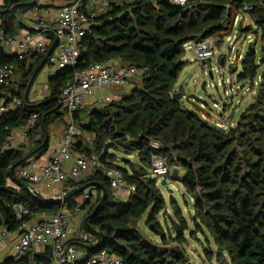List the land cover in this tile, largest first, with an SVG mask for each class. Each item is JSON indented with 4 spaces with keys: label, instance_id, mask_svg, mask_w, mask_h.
<instances>
[{
    "label": "trees",
    "instance_id": "1",
    "mask_svg": "<svg viewBox=\"0 0 264 264\" xmlns=\"http://www.w3.org/2000/svg\"><path fill=\"white\" fill-rule=\"evenodd\" d=\"M115 1L110 0L104 12L90 19L78 42L77 64L49 75V94L37 102L28 100L25 88L47 64L51 48L27 67L28 57L37 53L19 59L0 45V66L13 65L19 76L16 82L0 87V98L9 96L4 104L15 98L21 100L16 108L0 113V226L7 232L18 231L22 220L14 215L16 204L30 211L26 221L37 214L53 215L59 210L60 202H35L23 189L27 183L18 179L16 173L31 156L46 149L44 132L66 115L58 99L73 73L90 63L113 59L121 65L145 67L147 71L139 85L119 99H109L97 108L77 110L73 120L79 117L78 112H83L86 121L77 127L92 135V151L100 155L107 169L118 170L125 184L135 189L125 200L114 198L108 178L100 171L83 181H67L64 192L68 208L77 207L75 199L86 189L96 192L94 200L90 197L80 207L87 209L81 229L90 237L74 245L84 255L102 245L122 264H185L187 237L197 238L200 234L214 245V252L206 248L203 251L217 264H264V0H192L185 7L170 0ZM244 5L249 9L242 12ZM33 6L29 0H5L0 6V30L16 35L23 26L17 14ZM239 11L246 13L252 24L237 29L247 33L253 26L256 30L240 60L237 80L259 77V82L254 101L233 126L224 129L211 125L172 95L185 66L182 44L188 40L198 43L226 31L229 35L234 14ZM32 114L37 115V120L27 135L40 131V137L27 152L22 147H9L12 131L24 127ZM152 141L161 145L159 153L169 165L184 171L179 182L191 199L192 228L173 198L165 202L156 178L151 176ZM74 150L88 152L80 140ZM116 152L135 154L137 163L123 159L125 165H117ZM167 205L171 215L165 234L157 218ZM143 216L162 245L146 239L135 228ZM169 242L172 246H168ZM49 262L46 249L41 254L10 256L0 264Z\"/></svg>",
    "mask_w": 264,
    "mask_h": 264
},
{
    "label": "built area",
    "instance_id": "2",
    "mask_svg": "<svg viewBox=\"0 0 264 264\" xmlns=\"http://www.w3.org/2000/svg\"><path fill=\"white\" fill-rule=\"evenodd\" d=\"M190 1L192 0H170L172 4L180 7L187 6ZM109 2L110 0H71L69 3L56 8L50 21L45 19L46 12L37 15L35 17L36 25L33 28L34 32H27L20 37H15L0 30V45L6 50L17 49L19 59L25 55L43 54L50 45V41L43 35L50 33L54 38L55 45L47 59L49 67L56 71L65 67H75L79 55L78 42L89 27L90 19L104 12ZM115 3L119 4L120 1L116 0ZM248 9L249 7L244 5L241 11L244 12ZM236 16L238 15L236 14ZM236 16L234 19L237 18ZM182 49L184 52H192L193 57L201 62L213 55V40L211 37L198 43L188 40L182 44ZM14 71L13 65L0 66V87H6L10 84ZM146 71L145 67L121 65L116 60L109 59L104 62L90 63L83 70L74 72L72 79L61 89L58 99L59 104L69 117V121L66 124L64 137L57 152L50 157L48 163L43 167L35 168L30 164L20 167L17 171L18 178L25 181L32 191V187L44 183L50 187H56L60 196L63 197L65 196L64 185L67 181H80L90 177L95 171H100L108 178V188L112 194L118 193L123 188L126 189L128 194L123 198L125 200L134 191V186L126 185L118 170L106 168L100 159V155L92 151L91 142L86 144L88 152H76L73 156L74 146L79 137V129L73 120V113L81 109L85 100L96 91H101L106 87H124L132 80H139ZM8 97L0 98V113L7 112L21 104V100L17 98L4 104ZM108 100L109 97H105L104 101L107 102ZM36 120L37 115L32 114L26 125L21 129L13 130L11 135L16 131L26 135ZM150 146L152 148L150 154L151 176L160 182L161 177L167 173L169 163L159 153L161 145L158 142L152 141ZM70 160L71 164L67 169L66 165ZM88 199L89 195L85 193L75 208L76 213L80 211V207ZM63 200L60 203H63ZM13 211L15 217L22 220L18 228L19 238L14 245L16 258L27 255L33 248H46L50 254L48 264H122L118 257L108 253L104 248L89 255H79L73 242L86 241L90 236L84 231L74 229L69 224L68 216L62 209H59L47 220L34 223H31L30 220H24L30 215V211L22 204H16ZM7 236L8 232L5 229L0 230V240H5Z\"/></svg>",
    "mask_w": 264,
    "mask_h": 264
},
{
    "label": "rangeland",
    "instance_id": "3",
    "mask_svg": "<svg viewBox=\"0 0 264 264\" xmlns=\"http://www.w3.org/2000/svg\"><path fill=\"white\" fill-rule=\"evenodd\" d=\"M39 11V8L32 7L28 10L29 14L35 15ZM236 14L238 16H236ZM234 14L237 18L232 23L233 31L228 35L227 31L222 35L214 34L211 36L213 40V55L204 61H198L193 57L192 52H183L182 61L185 62V66L179 73L175 85V93L181 95L180 101L182 104L194 110L202 119L206 120L211 125H215L220 128H227L233 126L237 121L241 112H243L250 103L254 101L257 92V85L259 77L252 81H238L237 73L240 70V60L244 55L248 45L254 40L253 26L251 31L243 33L237 28H244L251 25V20L246 13L237 12ZM25 23L33 25V22L23 19ZM237 29V30H235ZM236 31V32H235ZM49 67V66H48ZM47 66L40 73V75L34 81L32 87L29 90V94L35 93L34 97L42 98L46 95V75L50 70ZM52 70V69H51ZM262 70L260 68L259 72ZM19 79L18 73H14L11 82ZM140 80L135 79L130 81L127 85L120 88L106 87L101 91H96L92 95V99H98L107 94L110 96V100H117L123 94L129 92V90L136 85H139ZM205 83V87L202 88V84ZM105 102L99 100L86 101L83 105V110H88L91 107L97 108ZM107 103V102H106ZM81 110V109H80ZM79 117L75 121V124L80 128L82 123H85L83 112H78ZM67 121L69 117L65 116ZM61 125V121L53 123L51 128H56ZM62 127V126H61ZM13 134L11 135V137ZM10 137V138H11ZM36 137V136H35ZM9 138V140H10ZM26 136L25 140H22L19 144L15 140L9 144V147L15 148L19 145H23L22 149L27 151L32 146V140ZM86 145L92 142V135L79 129V137L77 138ZM115 163L120 166H124L123 159L137 163V157L135 154L125 155L120 152L115 153ZM176 171V175H174ZM184 171L181 168L173 165H168V170L165 176L167 185L166 187L160 186V182L156 179V185L159 187L161 194L166 203L169 202V198H173L182 210L184 217L187 219L189 228H192V222L189 218L191 210L190 197L186 194L183 186L179 182V179L183 176ZM160 179V181H161ZM168 189H171V193ZM58 190V189H57ZM125 188L121 189L118 193L112 194L116 199H123L127 195ZM54 198V196L52 197ZM65 199V196L61 197L59 192L55 194V202H60ZM67 203L64 204L66 206ZM86 209H81L79 212L85 213ZM81 214V215H82ZM171 215V209L167 205L165 212L158 215L157 221L163 228L166 234L170 222L168 216ZM146 217L143 216L139 221L135 223V228L148 240L153 243H158L159 238L145 223ZM197 238L187 237V241L184 244V255L187 259L185 264H217L214 257H207L204 254V249L215 251L214 245L211 241L207 243L204 237L200 234L196 235ZM168 246H172L169 242Z\"/></svg>",
    "mask_w": 264,
    "mask_h": 264
},
{
    "label": "crops",
    "instance_id": "4",
    "mask_svg": "<svg viewBox=\"0 0 264 264\" xmlns=\"http://www.w3.org/2000/svg\"><path fill=\"white\" fill-rule=\"evenodd\" d=\"M29 1L34 2V6L33 7H36L37 6V8H39V11L35 15L29 14L28 10L25 11V12H19L17 14V18L21 21V23L23 24V26L20 29H18L16 35H14L15 37H20V36L24 35L27 32H34L33 28L36 25V22H35L36 19H35V17L37 15H41L44 12H46L45 19L47 21H50L52 19V17H53V14H54L55 9L57 7H59V6H61V5H64V4L69 3L71 0H29ZM4 2H5V0H0V6ZM23 19L33 22V25L31 26L30 24L25 23ZM43 36L48 41H50V45H49L48 50L50 48L52 49V47L55 45L54 44V38L52 37V35L50 33H48V34H45ZM4 50L6 51V53H8L10 55H17L18 56V54H19V51L17 49H10V50L4 49ZM40 55H42V54H38L35 57H31V56L28 57V59L26 61L27 67L30 64H34V62L36 61L37 57H39ZM46 66L48 67L49 65L48 64H45L41 68L40 72L37 74V76L35 77V79L32 82H29L27 84L26 88H25V95H27V98H28V100L30 102H37V101L45 98L49 94V85H48V82H47L48 76L51 75V74H53L56 71V70H53V69L51 70L50 67H48L50 70H48L49 73L46 75V78H45V81H46V84H47L46 87H45L47 89L46 95L44 97H42V98H38V97H34L35 96V93H32L31 92L29 94V90L32 87L34 81L40 75V73L42 72V70L45 69ZM40 67L38 69H40ZM13 82H16V81H13ZM105 97H109L110 98L109 94H107V95H105L103 97L100 96V98H98V99H95V98L92 99V96H90V97H88L85 100L84 104L86 103V101L88 102L90 100H99V101L105 102L104 101ZM63 110H64V108H63ZM65 116H67V115H65ZM65 116L61 120V125H59V127L51 128V125L53 123L58 122V121H54L53 123H51L47 127L46 132H44V140H43V144H46L47 143V147H46L45 150H42V151L36 153L35 155L31 156L27 160V164L28 165L30 164L31 166H33L35 168L43 167V166H45L48 163L50 157L57 152L58 147H59V144H60V142L62 141V139L64 137L65 127H66V124L68 122L67 121V118H65ZM41 134H40V131H36L35 133H32L31 136H28L27 134L26 135H22L19 131H16L13 134V136L10 138V140L8 142L10 144L12 142V140H15L19 144L22 140H25L26 136L29 137V138H34V140H37L40 137ZM34 140H32V146H31V148L33 147V141ZM82 145H84V144L82 143ZM22 146L23 145H19L18 147H15V148H20ZM27 151H24V152H27ZM76 152L77 151L73 150V156H74V154ZM73 156H72V159L74 158ZM71 160L67 162V165H66L67 166V169L69 168V166L71 164ZM16 176H17V173H16ZM17 178H18V176H17ZM88 178L89 177H86V178L82 179V181L83 180H86ZM32 189H33L35 195L41 201H46V200L54 201L55 194H56V192H58V190H57L56 187H50V186H48L47 184H44V183H41L39 185H36V186L32 187ZM85 193H87L89 195V198L91 197V201L94 200L95 197H96L95 190L86 189L84 191L83 195ZM83 195H81V196H79L78 198L75 199V203L76 204H79V202L81 201ZM53 196H54V198H52ZM64 204H65V201L63 203H61V207L59 209H62L64 211V213L67 214L69 224L74 229L83 231L81 229V224L83 222V215H84V213L83 214L81 212L76 213L75 212V208H68L67 207V204H66V206H64ZM50 216H51L50 214H37V215H35L34 217L31 218L30 222L31 223H34V222H37V221L47 220ZM3 229L4 228L2 226H0V230H3ZM18 238H19V232L16 231V232H12V233L11 232H8L7 238L5 240H0V262L3 261L7 257H10V256L15 257V255H14V245L17 243ZM69 243H71V242H69ZM73 245H74V242H73ZM74 247L76 248V250H77V252H78L79 255H84V253L82 252V250H80V248H77L75 245H74ZM45 250H46V248H33V249H31L29 251V253L30 254H41Z\"/></svg>",
    "mask_w": 264,
    "mask_h": 264
},
{
    "label": "water",
    "instance_id": "5",
    "mask_svg": "<svg viewBox=\"0 0 264 264\" xmlns=\"http://www.w3.org/2000/svg\"><path fill=\"white\" fill-rule=\"evenodd\" d=\"M53 49H54V46L52 47V49L49 51V53H48V55H50V53L53 51ZM205 87V83H203L202 84V88H204ZM172 98L174 99V100H180L181 99V95L180 94H176V93H173V95H172ZM177 173H176V171H174V175H176ZM166 185H167V183H166V181H165V179L164 178H162L161 179V181H160V186H162V187H166ZM23 189L27 192V194L35 201V202H37V203H41V200H39V198L35 195V193L30 189V187L28 186V185H23ZM169 190V192L171 193V189H168ZM65 201V199L63 200V202ZM150 228H152V226H150ZM103 246L101 245V248H102Z\"/></svg>",
    "mask_w": 264,
    "mask_h": 264
}]
</instances>
